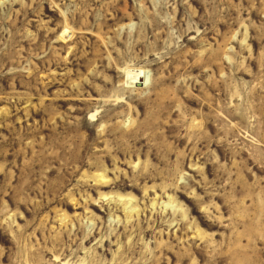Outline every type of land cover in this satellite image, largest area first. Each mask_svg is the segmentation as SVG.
Wrapping results in <instances>:
<instances>
[{"label": "rangeland", "instance_id": "obj_1", "mask_svg": "<svg viewBox=\"0 0 264 264\" xmlns=\"http://www.w3.org/2000/svg\"><path fill=\"white\" fill-rule=\"evenodd\" d=\"M0 264H264V0H0Z\"/></svg>", "mask_w": 264, "mask_h": 264}]
</instances>
